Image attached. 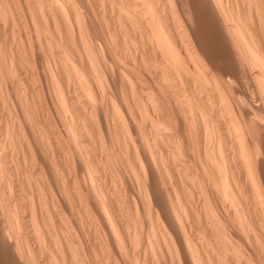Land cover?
Masks as SVG:
<instances>
[{
  "label": "bare ground",
  "instance_id": "6f19581e",
  "mask_svg": "<svg viewBox=\"0 0 264 264\" xmlns=\"http://www.w3.org/2000/svg\"><path fill=\"white\" fill-rule=\"evenodd\" d=\"M0 256L264 264V0H0Z\"/></svg>",
  "mask_w": 264,
  "mask_h": 264
},
{
  "label": "rangeland",
  "instance_id": "374dc122",
  "mask_svg": "<svg viewBox=\"0 0 264 264\" xmlns=\"http://www.w3.org/2000/svg\"><path fill=\"white\" fill-rule=\"evenodd\" d=\"M206 25V23H205V21H201L200 22V26H196L195 27V29L196 30H200V31H202V32H206V40H207V42L208 41H210V42H208V44L210 45V49H213L211 46H212V41H211V39H210V37H209V35H208V32H207V26H205ZM249 96H250V93H249ZM70 219V218H69ZM68 219V220H69ZM41 256V255H40ZM0 259H1V256H0ZM6 261H7V259H5ZM40 260H42L41 259V257H40ZM0 264H4V261H2V259L0 260ZM8 264H11V263H8Z\"/></svg>",
  "mask_w": 264,
  "mask_h": 264
}]
</instances>
